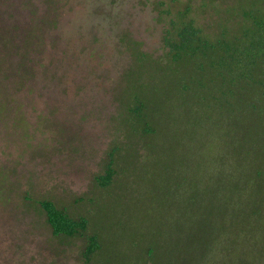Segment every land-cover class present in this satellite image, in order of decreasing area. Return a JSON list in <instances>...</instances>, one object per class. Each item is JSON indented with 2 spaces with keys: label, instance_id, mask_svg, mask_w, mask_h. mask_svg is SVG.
Here are the masks:
<instances>
[{
  "label": "rangeland",
  "instance_id": "rangeland-1",
  "mask_svg": "<svg viewBox=\"0 0 264 264\" xmlns=\"http://www.w3.org/2000/svg\"><path fill=\"white\" fill-rule=\"evenodd\" d=\"M162 1L0 0V264H83L85 240L53 237L34 206L18 210L22 195L85 217L86 235L103 248L91 264H133V256L148 264V238L165 247L173 210L164 192L149 197L141 158L136 174L118 170L105 188L94 182L109 147L125 140L113 119L132 63L122 38L161 57ZM260 92L251 96L264 109Z\"/></svg>",
  "mask_w": 264,
  "mask_h": 264
},
{
  "label": "trees",
  "instance_id": "trees-1",
  "mask_svg": "<svg viewBox=\"0 0 264 264\" xmlns=\"http://www.w3.org/2000/svg\"><path fill=\"white\" fill-rule=\"evenodd\" d=\"M262 3L158 2L164 53L157 59L122 38L132 63L115 91L113 119L125 140L109 147L94 182L105 188L118 170L136 174L139 158L151 171L149 197L164 192L173 211L165 247L147 239L148 264H264V109L251 96L254 89L264 96ZM21 197L18 210L34 206L53 237L85 240L83 264L102 251L98 237L86 235L85 217ZM135 257L133 264H146Z\"/></svg>",
  "mask_w": 264,
  "mask_h": 264
}]
</instances>
